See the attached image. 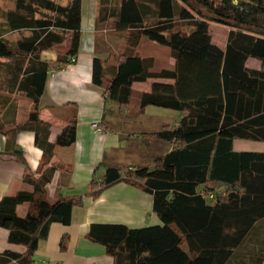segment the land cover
Instances as JSON below:
<instances>
[{"label": "trees", "instance_id": "obj_1", "mask_svg": "<svg viewBox=\"0 0 264 264\" xmlns=\"http://www.w3.org/2000/svg\"><path fill=\"white\" fill-rule=\"evenodd\" d=\"M81 5L82 0L47 3L52 14L41 24L37 40L25 45V70L34 68L32 62L42 50L64 40L66 53L76 57ZM97 18L123 32L126 44L111 67L93 58L92 81L98 86L105 81V98L126 105L131 85L151 80L150 89L140 95L139 109L152 105L182 116L175 126L149 133L174 144L155 164L132 170L108 167L94 193L120 180L139 186L152 195L161 224L130 228L93 223L87 237L103 245L114 264H245L233 257L264 215V152H237L232 142H264V0H120L118 5H100ZM210 20L229 28L223 46L213 42ZM142 38L167 47L172 67L153 69L154 56L135 52ZM19 52L0 41V57ZM248 58L257 59L259 68L248 67ZM39 65L41 74L30 80L35 89L27 93L34 103L28 125L20 128H33L42 163L37 177L25 172L23 181L31 190L0 198V227L8 230L10 243L26 249L22 254L0 253V264H33L32 255L50 224L71 221L74 200L50 202L44 194L54 171L47 166L54 147L74 143L75 121L53 143L48 141L49 124L38 119L37 103L49 65ZM14 154L25 165L21 152ZM210 191L216 193L212 198L207 197ZM22 203L29 209L20 216L16 208Z\"/></svg>", "mask_w": 264, "mask_h": 264}, {"label": "crops", "instance_id": "obj_2", "mask_svg": "<svg viewBox=\"0 0 264 264\" xmlns=\"http://www.w3.org/2000/svg\"><path fill=\"white\" fill-rule=\"evenodd\" d=\"M49 1L0 0V41L13 52L21 51L0 57V198L22 189L31 190L23 181L25 172L29 177L38 176L36 171L42 163V150L34 143L33 128L20 127L28 125L34 105L27 95L35 89L30 83L31 75H40L39 61H46L49 67L37 103L38 119L49 124L48 141L51 143L73 120L76 134L72 145L54 147L47 165L53 166L54 171L44 195L50 202L59 198L72 199L74 205L69 224H50L46 238L38 242L32 255L33 264H114L104 246L87 237L91 224L117 223L142 228L161 222L153 210L152 195L139 186L120 180L94 194L100 186V176L108 167L132 170L140 165L155 164L174 144L149 133L175 126L182 113L175 110L171 113V109L166 108L163 109L167 111H161L152 105L139 109L137 102L131 105V99L128 104L121 105L105 98V81L103 86L93 83V58L97 57L106 66L108 55L112 53L109 49L113 50L116 61L126 45L123 32L115 31L108 21L98 20V0H82L81 36L74 62H69L68 40H64L42 50L39 60L32 62L34 68L25 70L29 57L25 45L37 40L41 24L52 14L47 8ZM65 3L66 0H61V4ZM145 40L142 38L139 46ZM139 51L140 47L135 52ZM139 53L147 55L143 51ZM17 57H24L23 62ZM160 63L163 65L158 69L172 67L173 61L168 57L167 62L161 59ZM246 65L258 69L260 63L248 58ZM20 80L22 86H19ZM134 84H140L138 92L141 95L150 89L151 80L134 82L131 94ZM95 120L100 122L103 132H96L91 126ZM232 149L264 152V142L236 138ZM16 151L21 152L25 165L16 159ZM220 191L224 189L217 190ZM28 209V203H22L16 212L22 216ZM7 237L8 230L0 227V253L6 250L25 252L24 245L10 243ZM233 258L245 264H264V215L250 230L239 255ZM12 263L17 264L15 260Z\"/></svg>", "mask_w": 264, "mask_h": 264}, {"label": "rangeland", "instance_id": "obj_3", "mask_svg": "<svg viewBox=\"0 0 264 264\" xmlns=\"http://www.w3.org/2000/svg\"><path fill=\"white\" fill-rule=\"evenodd\" d=\"M120 0H98V4L99 6L102 4H112V5H118ZM234 2L237 1H253V0H233ZM200 11H202L203 14L206 15V17L211 18L212 16L207 13L204 12L203 9H201ZM209 28L211 31V35H212V40L214 43H216L219 46H222L225 42L226 39V33H227V29H229L226 25L214 22V21H209ZM112 27V25H110ZM145 44V46H143ZM141 51H143L144 54H149L154 56L155 58V64L153 69H158V67L162 66L163 64L160 63V60L163 59L165 62H167L168 60V53L166 51H169L167 47L164 46H159L156 43L153 42H149L147 40H145V42H143L140 46ZM110 52H112L111 54H109V59H108V66L111 67L115 64V59H114V53L112 49H109ZM166 50V51H165ZM140 51V52H141ZM171 59V58H170ZM167 67V66H166ZM170 68V67H167ZM140 84H134L132 86V94H131V105L135 104L136 102H139L140 99V93L138 92V90L140 89L139 86ZM155 109H161V111H167L163 108L157 107V106H152ZM171 113H173V110L170 111ZM19 212H21V209H18Z\"/></svg>", "mask_w": 264, "mask_h": 264}, {"label": "built area", "instance_id": "obj_4", "mask_svg": "<svg viewBox=\"0 0 264 264\" xmlns=\"http://www.w3.org/2000/svg\"><path fill=\"white\" fill-rule=\"evenodd\" d=\"M76 60V58L75 57H73V56H70L69 57V62H74ZM91 126L96 130V132H103V128H102V126L100 125V122L98 121V120H95V121H92L91 122ZM216 195V193L215 192H213V191H210V192H208L207 193V197L208 198H212V197H214Z\"/></svg>", "mask_w": 264, "mask_h": 264}]
</instances>
